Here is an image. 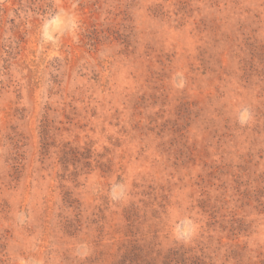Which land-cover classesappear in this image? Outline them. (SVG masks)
Masks as SVG:
<instances>
[{
	"label": "rangeland",
	"instance_id": "1",
	"mask_svg": "<svg viewBox=\"0 0 264 264\" xmlns=\"http://www.w3.org/2000/svg\"><path fill=\"white\" fill-rule=\"evenodd\" d=\"M0 264H264V0H0Z\"/></svg>",
	"mask_w": 264,
	"mask_h": 264
}]
</instances>
